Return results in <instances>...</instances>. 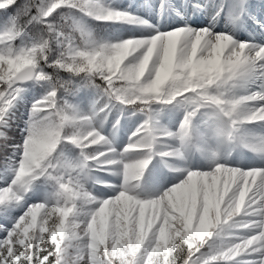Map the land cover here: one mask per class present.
Wrapping results in <instances>:
<instances>
[{"label": "snow or ice", "instance_id": "1", "mask_svg": "<svg viewBox=\"0 0 264 264\" xmlns=\"http://www.w3.org/2000/svg\"><path fill=\"white\" fill-rule=\"evenodd\" d=\"M0 264H264V0H0Z\"/></svg>", "mask_w": 264, "mask_h": 264}]
</instances>
